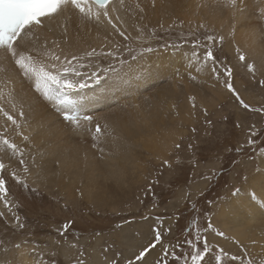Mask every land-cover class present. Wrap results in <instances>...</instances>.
Segmentation results:
<instances>
[{"label":"snow or ice","instance_id":"snow-or-ice-1","mask_svg":"<svg viewBox=\"0 0 264 264\" xmlns=\"http://www.w3.org/2000/svg\"><path fill=\"white\" fill-rule=\"evenodd\" d=\"M216 6L231 10L233 16L237 12L242 14L246 11L245 0H227L225 4L216 0ZM124 7L125 0H0V154L7 158V162L0 158V225L13 237L18 232L27 233L29 225L26 218L22 219L19 215L20 203L10 195L9 177L28 192L38 191L35 187L30 188L27 180L22 179L17 170V167L23 166L25 174L30 172L24 159L25 152L14 138L30 140L21 123L26 120L25 106L31 107L33 100L56 105L66 126L73 133H90L92 147L98 148L101 137L105 135L104 129L99 122L95 123L93 129L94 118L86 114L82 93L85 89L106 90L113 86L110 81L122 79L121 73L126 66L131 71L128 60L123 58L125 52L132 62H138L148 53L169 49L181 51L188 47L191 54L187 56L189 63L186 67L189 69L190 79H197V76L192 74L193 71L196 74L206 73L210 79L226 89L241 110L264 117V105L253 106L245 100L234 87L233 66L217 55V51L222 49L225 42L224 35L215 34L210 30L201 33L199 30L206 29L207 26L199 23L196 29L186 36L178 37L175 41L161 37L162 42H158V48L145 42L136 53L125 43L130 40V36L119 14L120 9ZM137 8L141 13L144 11L139 4ZM256 15L264 21V0H260ZM58 17L79 22L85 27L103 25L107 29L106 43L101 44L99 49L91 47L82 53H75L66 52L61 43L49 41L46 37L41 42L39 32L46 28V22L57 20ZM62 27L66 38L68 24L65 23ZM176 27L182 28L183 21L168 25V29ZM160 28L163 29L164 25L161 24ZM232 30L234 33L235 24L232 25ZM137 31L140 32L137 37L139 40L143 32L141 29ZM151 34L155 37L154 29ZM117 38H122V42H118ZM235 55L240 66L246 69L251 82L264 89V65L258 67L254 61H250L239 46L235 47ZM109 58L116 63L104 66L103 62ZM258 76L261 78L258 79ZM18 88L21 91L18 92ZM25 88L27 92L23 91ZM189 100L195 108V97H189ZM204 115L207 120V111ZM207 122L211 124L210 120ZM236 127L245 133L244 140L238 143L235 149L237 154L251 150L253 154L258 151L264 156V140H261L260 144L257 142L258 138L264 135V128L257 127L256 122L246 126L238 122ZM195 131L193 128V132ZM176 148H180V144H176ZM99 150L104 151L103 147H99ZM163 163L168 165L169 161L165 160ZM156 182L158 181L153 183ZM148 191L151 192V187ZM185 200L190 201L191 196H186ZM208 203L212 204V201L209 200ZM190 206L196 215L191 221L192 229H185L187 235L183 240L172 238L174 226L182 219L179 211L171 216L144 215L141 217L143 221H151L149 232L145 235L147 242L135 246L129 255H125L124 249L113 251L116 248L115 241H105L102 248L104 264H149L148 257L157 250L158 255L152 264H226L227 261L264 264V253L256 258L249 254L245 247V256L240 257L230 255L219 244H212L209 239L211 234L223 237L225 233L216 228L208 212L203 213L202 224L199 210L194 205ZM73 223L72 220H67L52 230L56 234V248H63L68 244L67 237ZM30 236L32 238L26 237L18 242L0 237V258L18 253L21 259H13L12 264H57L54 259L57 252L49 250L48 242L42 247L40 241L34 238V234ZM95 238H102V233H96ZM68 247L76 253L71 264H88V254L80 244L79 238L68 244ZM0 264H8V261L0 259Z\"/></svg>","mask_w":264,"mask_h":264},{"label":"bare ground","instance_id":"bare-ground-1","mask_svg":"<svg viewBox=\"0 0 264 264\" xmlns=\"http://www.w3.org/2000/svg\"><path fill=\"white\" fill-rule=\"evenodd\" d=\"M226 2L221 0V4ZM137 4L144 9L142 13ZM245 4L246 11L233 16L231 10L217 7L216 0H191V3L188 0H154V6L153 0H125V7L120 9L119 14L130 41L135 40V51L139 52L145 42L153 47L164 29L160 25L166 26L170 20L176 23L183 21V27L187 29L204 23L219 30L225 39L231 40L233 45L239 46L260 64L264 59V24L258 22L260 19L256 15L260 0H245ZM166 14L170 19L167 22ZM176 17L179 19L175 20ZM188 21L193 25L187 24ZM65 23L68 24L66 38L62 27ZM137 29L143 32L139 40ZM153 29L155 40H150L147 35L150 33L152 36ZM106 32L103 25L85 27L79 22L58 17L46 22V28L39 32V36L41 42L46 37L49 41L61 43L66 52L82 53L91 47L99 49L101 44L106 43ZM117 39L122 42V38ZM190 54L169 50L146 55L138 62H130L131 71L126 66L121 73L122 79L109 82L112 87L103 91H83L82 103L86 114L94 118L93 129L96 122L104 129L105 135L99 145L103 147V152L99 147H92L90 133H73L63 122L56 105L36 100L32 101L31 107L26 105V120L21 123L30 140L14 137L32 163L24 179L31 186L46 185L44 189L53 192L56 186L62 194L68 190L72 198L82 197L98 209L110 208L116 201L126 199L125 194L131 192L135 175L144 169L148 157L156 161L164 159L183 132L179 125L185 123V119H178L177 111L170 109L176 104L178 107L180 99L184 102L183 96L186 95L187 114L192 116L189 97L200 98L203 102L201 97L208 90H213L212 86H205L204 89V84L200 82H212L206 73L196 74L193 71L192 74L200 79L189 78L186 65ZM108 63L115 64V61ZM17 91L21 90L18 88ZM23 91L27 92V88ZM213 92L221 97L219 92ZM255 156L256 170H252L234 196L220 208L219 220L223 222L221 228L230 239L233 238L235 243L246 247L249 254L259 258L264 253V156L259 153ZM123 238L124 246L130 251L138 246L132 244L130 237ZM224 247L231 252L235 248L228 242ZM18 257L21 259L19 254ZM97 259L92 264H104V260Z\"/></svg>","mask_w":264,"mask_h":264},{"label":"rangeland","instance_id":"rangeland-1","mask_svg":"<svg viewBox=\"0 0 264 264\" xmlns=\"http://www.w3.org/2000/svg\"><path fill=\"white\" fill-rule=\"evenodd\" d=\"M188 3H191V0H188ZM165 16V21H169L168 14ZM177 19L179 17L175 18V20ZM173 22V20H170L166 26L164 25V29L157 37L158 41L153 46L154 48L159 47L158 42H162L160 41L161 37L175 41L178 37L186 36L193 28L196 29L195 26H191L190 29L184 27L168 29V25ZM258 22L264 24L262 23L263 21L258 20ZM188 23L193 25L191 21H188ZM206 30L221 35L219 30L209 27L200 29L199 31L203 33ZM147 36H149L150 40H155L150 33ZM261 37L263 38V35ZM125 43L130 48L136 50L134 46L135 40L131 39V41L129 40ZM235 47L236 45H233L231 40L225 39L222 49L217 51V55L233 66L234 87L240 93H244L242 96L245 100L253 106L264 105V89L259 84L251 82L246 74V69L240 66L236 58ZM161 51L164 50L156 52ZM214 51L216 50L214 49ZM135 52L138 53V51ZM156 52L146 55H152ZM176 52L191 53L188 47ZM246 55L250 61L255 62L247 53ZM123 58L127 59L129 63L132 62L126 52L123 54ZM110 60L109 58L108 62ZM108 62H103L104 66H107ZM256 65L258 67L264 65V59L260 64L256 63ZM259 78L261 77L258 76ZM197 79L200 78L197 77ZM200 82L202 85L204 84V87L202 86L204 89L205 86H208V88L213 87L212 91L207 89L209 92H206L204 96H202L203 94L200 95L202 96L201 99L204 105L199 100L200 98L196 97V107L193 108L192 103H190L192 116H189V113L187 114V110L189 109L187 105L188 98L184 95L183 99L186 104L180 99L178 107L175 103L176 105L170 109V111H177L178 119H185V123L179 125V128L183 132L180 130L182 133L178 136L172 149L168 152L169 154L164 159L156 161L148 157L146 164H144V169L136 173L138 176L135 175L134 180H136L133 182L134 185L132 184L131 192L125 194L124 198L126 199L120 202L116 201V204L110 206V208L98 209L82 197L77 196L72 198L68 190L63 192V194L60 193L57 186L53 188V192L44 189L46 185L40 187L33 184L31 186L28 183L30 188L36 187L38 190L35 193H31L26 191L21 185L16 184L9 177L8 187L10 195L20 203L19 215L22 219L26 218L29 231L27 233L18 232L13 237L5 231L3 225H0V237L10 240L14 239L18 242L26 237L32 238L30 234H34V238L40 241L42 247L45 245V242H48L49 250L57 252V255L54 257L57 264H71V260L76 253L68 247V244L79 238L80 244L88 254L86 257L88 264H92L94 260H98L97 258L101 261L104 260L102 248L105 241H115L116 248L113 251L124 249L127 255L130 250L124 246L123 237H130L134 245L146 243L145 235L149 232L151 221H143L141 217L144 215L171 216L179 211L182 219L179 224L174 226L172 238L183 240L184 236L187 235L185 229H192L191 221L196 214L193 213L190 205H194L199 210L202 224L204 222L203 213L208 212L216 228L224 232L221 228L223 222L219 220L220 208L227 203L229 198L231 199L234 196L244 182V179L252 173V170H256L255 155L259 153L256 151L253 154L249 150L237 154L235 149L238 143L244 140L245 133L240 128H237L236 124L239 122L246 126L252 122H256L257 127L264 128V117L241 110L238 104L234 102V98L231 97L221 84L215 83L213 80L212 82L205 80ZM164 83L165 81L161 82L160 85ZM221 88L222 90H220ZM213 91L219 92L221 97L219 98L217 93ZM254 98H258L259 100H255ZM205 103H208V105H205ZM205 111L208 114L207 120H210L211 124L205 119ZM193 128L196 129L195 132H193ZM261 140H264V135L258 138V144H260ZM176 144H180V148H176ZM0 158L3 157L0 155ZM29 158L28 155L24 157L30 168L32 163ZM165 160L169 161L168 165H164L163 162ZM5 162H7V158ZM17 170L20 172L22 179H24L23 176L28 174L24 173L23 166L17 167ZM154 181L158 182L153 183ZM63 182L65 183L64 180ZM149 187H151V192L148 191ZM71 193L73 194V191ZM188 195L191 196L190 201L185 200V197ZM209 200L212 201V204L208 203ZM67 220L74 222L68 233V244H65L63 248H56L54 244L56 234L52 230ZM127 221L131 222L128 223ZM96 233H102V238H95ZM209 239L214 245L219 244L224 247L228 242V244L235 246L232 252L226 249L230 255L245 256L243 246L238 244V242L235 243L234 239H230L226 233L223 237L216 236L213 233L209 236ZM158 252L159 250L153 252L148 257L149 264H152ZM0 259H6L8 264H12L13 259L19 260L20 258L18 254H9ZM226 264H239V261H227Z\"/></svg>","mask_w":264,"mask_h":264}]
</instances>
